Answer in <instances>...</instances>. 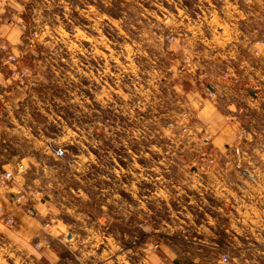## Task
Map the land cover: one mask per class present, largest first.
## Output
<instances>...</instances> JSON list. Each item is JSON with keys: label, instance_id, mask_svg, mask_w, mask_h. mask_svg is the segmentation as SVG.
<instances>
[{"label": "rangeland", "instance_id": "374dc122", "mask_svg": "<svg viewBox=\"0 0 264 264\" xmlns=\"http://www.w3.org/2000/svg\"><path fill=\"white\" fill-rule=\"evenodd\" d=\"M193 3L0 0L35 83L16 113L24 129L0 146V173L27 165L9 190L34 211L0 234V264H264V40L259 71L212 79L225 93L208 97L220 109L210 145L226 136L214 148L227 173L184 172L189 134L169 123L181 111L172 71L207 49L182 27L178 8ZM219 56L203 63L217 74L228 66Z\"/></svg>", "mask_w": 264, "mask_h": 264}, {"label": "crops", "instance_id": "0c3cea01", "mask_svg": "<svg viewBox=\"0 0 264 264\" xmlns=\"http://www.w3.org/2000/svg\"><path fill=\"white\" fill-rule=\"evenodd\" d=\"M5 11V7L0 9V44L7 43L11 52L22 56V52L18 47L22 37V31L18 28L19 23L10 20ZM178 12H182L189 21L185 25L183 23L182 27L190 30L192 36L197 38L195 43L197 45L200 43L204 47L207 46L205 50H196L192 48V55L190 56H192L193 59L195 58L202 64L204 63L207 65L216 62V57H218L219 54L223 60L227 61L226 64L228 66L224 63V65L227 66L226 69L230 70L231 73H237L240 79H244V76H241L236 69H244L246 73L250 69L256 72L259 71L257 63L262 61V56L261 54H257L256 50H258L259 47V51L262 50L261 42L264 40V0H194L193 6L189 7L186 4L178 8ZM205 31L209 32L211 37H207V35L204 37L203 32ZM183 41L185 42L184 39ZM218 50H220V52H217ZM1 53L2 51L0 49V54ZM221 57L219 56L217 62H223ZM252 59L254 60V64L251 62ZM257 59L259 60L258 62ZM4 66L5 60L2 55L0 57V117L6 115L7 121H0V146L5 147L10 143L9 137L11 134L20 131L22 128L24 129V126L17 123L18 119L16 118V113L17 110L21 109L24 105L23 102L26 103L29 100L30 96L28 93L30 91L25 92L20 89L16 85L14 79L9 77ZM178 82L175 89H177L179 93L177 98H179L178 104H180V110L189 107L196 113L199 121L196 126L197 132L204 130L211 131V125L209 124L212 123L213 125V123L218 120L216 116L218 111L220 112L218 101L216 102V100L213 99L214 101L211 100L210 102L212 103H210V105L207 104L209 98L206 97L204 92H195V89H193L187 77ZM213 87L216 96L224 95V89H219V87L217 88L214 85ZM220 115L221 117H227V115L223 113H220ZM220 135L222 134H219V137L215 139V146H217V144H225V142L220 143L221 140L219 139H226V136L220 137ZM26 139L30 140V137L26 136ZM185 144H191L190 146H192V149L188 150V148H190L189 146L186 147L185 150H187V154H190L192 158L197 157L203 150V142L197 133L189 135L184 141L183 146H186ZM217 151H220V148L217 149ZM220 153L221 155L217 157V169L207 173V176L211 178H214L217 174L219 176L222 175L218 169V166L222 164L220 163V157L223 158L227 156V154L223 150L220 151ZM185 155V152H181L180 156L184 157ZM20 161H23V159ZM16 162L18 161L5 164L4 170L13 168ZM184 169V172H187L188 165L184 166ZM4 170L0 174H2ZM22 179V176H18L15 182H19ZM210 185L213 187H210L212 190H215L214 188L217 187L215 184ZM15 188H17V185ZM9 189L10 187L7 189H0V203L18 220L20 217H24V212L11 202L10 195L12 190ZM228 199H230L228 200L229 202L234 201V203L232 202V206H236L235 203L238 202L237 198L230 197ZM239 204L240 202H238V206ZM228 205L230 204L228 203ZM233 220H236L232 221L233 223H239V221H246V218L242 215H238L233 217ZM7 229L8 228L0 225L1 236L6 233ZM227 230L235 237L242 233L240 227L235 228L234 231Z\"/></svg>", "mask_w": 264, "mask_h": 264}, {"label": "built area", "instance_id": "2783aa9c", "mask_svg": "<svg viewBox=\"0 0 264 264\" xmlns=\"http://www.w3.org/2000/svg\"><path fill=\"white\" fill-rule=\"evenodd\" d=\"M174 40V36H170ZM263 43V42H261ZM0 49L6 56H4L5 64H9L10 77L14 79L16 85L25 92H29V88L35 83L30 80L27 69L23 65V56L11 52V49L7 43H1ZM172 76L178 80H183L186 77L192 84L195 92H204L206 97H212L215 95V89L212 85V79L216 78L218 81H222L228 84H238L240 83V77L237 73H231L230 70H223L220 74L210 71L204 64H202L197 59L191 57H181L179 59L178 68L172 71ZM229 119V118H228ZM198 122L193 114V110L189 107L183 108L178 114L177 120L170 122L169 126H178L182 133L191 135L192 133H197L199 138L203 142L202 152L188 165L190 173L207 174L208 172L215 171L217 169V156L214 151V145H210L213 134L210 131H200L197 132L196 126ZM245 132V130H243ZM229 162L222 163L218 166L220 173H227ZM27 170V165L23 161H18L13 168L6 169L2 174H0V189H7L13 187L16 177L23 176ZM25 198L24 195H16L12 192L10 195V200L18 209L23 208L28 213L34 211V207L31 205H22V199ZM16 224V218L8 212L5 207L0 203V225L5 228H13ZM1 233V231H0ZM222 260L224 262L229 261L228 255H223Z\"/></svg>", "mask_w": 264, "mask_h": 264}]
</instances>
